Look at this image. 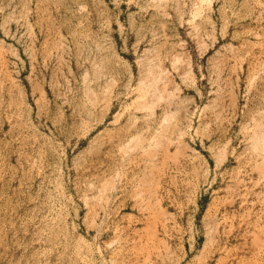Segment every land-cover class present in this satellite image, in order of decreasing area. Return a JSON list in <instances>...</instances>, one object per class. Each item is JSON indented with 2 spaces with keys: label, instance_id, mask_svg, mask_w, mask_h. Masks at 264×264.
Here are the masks:
<instances>
[{
  "label": "rangeland",
  "instance_id": "1",
  "mask_svg": "<svg viewBox=\"0 0 264 264\" xmlns=\"http://www.w3.org/2000/svg\"><path fill=\"white\" fill-rule=\"evenodd\" d=\"M0 264H264V0H0Z\"/></svg>",
  "mask_w": 264,
  "mask_h": 264
},
{
  "label": "bare ground",
  "instance_id": "2",
  "mask_svg": "<svg viewBox=\"0 0 264 264\" xmlns=\"http://www.w3.org/2000/svg\"><path fill=\"white\" fill-rule=\"evenodd\" d=\"M149 75H147V77H146V82L147 83H149V82H151L152 80H156V78H158V77H155L154 75H151V73H148ZM262 136V135H261ZM136 138V137H135ZM133 139V140H131L130 141V143H128V145H126L127 147H128V149H130L131 151L133 150V146L134 145H137L138 143H139V141L137 140V139ZM257 146V145H256ZM138 148V147H137ZM140 148V147H139ZM125 149V148H124ZM130 150H128L129 152H131ZM144 152V151H143Z\"/></svg>",
  "mask_w": 264,
  "mask_h": 264
}]
</instances>
